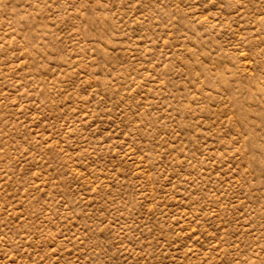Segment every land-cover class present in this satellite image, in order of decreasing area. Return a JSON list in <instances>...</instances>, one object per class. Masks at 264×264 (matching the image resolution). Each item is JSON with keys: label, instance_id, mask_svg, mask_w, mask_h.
<instances>
[{"label": "rangeland", "instance_id": "1", "mask_svg": "<svg viewBox=\"0 0 264 264\" xmlns=\"http://www.w3.org/2000/svg\"><path fill=\"white\" fill-rule=\"evenodd\" d=\"M0 264H264V0H0Z\"/></svg>", "mask_w": 264, "mask_h": 264}]
</instances>
